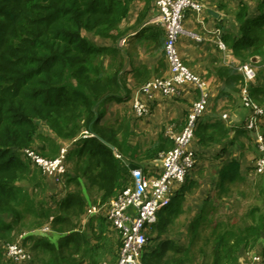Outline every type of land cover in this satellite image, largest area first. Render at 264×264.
<instances>
[{
  "label": "trees",
  "instance_id": "trees-1",
  "mask_svg": "<svg viewBox=\"0 0 264 264\" xmlns=\"http://www.w3.org/2000/svg\"><path fill=\"white\" fill-rule=\"evenodd\" d=\"M132 1L0 0V264H7L2 258L6 245L16 243L27 228L22 244L29 245L33 253L27 264H99V243L109 241L105 224L101 215H93L90 225L82 229V218L92 216L88 214L91 206L108 203L131 183L126 160L151 174L152 162L174 147L172 138L160 134L143 150L132 141L135 124L130 114L107 119L113 102H132L135 90L164 76L162 72L169 68L165 33L158 26L143 27L128 38L133 43L150 31L145 50L158 58L154 68L137 65L132 50L120 45L127 36L122 24ZM224 11L229 13L227 7ZM145 17L141 15L134 27ZM233 17L237 25L230 23L229 29L224 27V17L217 20L226 50L240 64L260 58L264 66V0H258L254 10L240 2ZM215 74L223 87L211 114L198 118L192 141L198 148L195 157L217 150L210 155L223 160L215 171V202L204 200L188 224L186 244L169 234L176 226L174 218L183 212L184 194L195 185L188 177L197 169L195 162L171 203L148 225L144 264H238L242 249L256 244L264 234V175H252L257 171L255 164L243 168L242 156H223L241 135L255 133L247 127L251 116L238 129L223 120L224 113L248 107L241 94L244 77L229 65L218 66ZM196 92L199 98V89ZM248 93L253 103L264 105V67L257 69ZM248 109L253 113V108ZM263 115L264 110L259 121ZM233 131L236 134L231 137ZM68 142V169L63 175L44 173L27 154L33 151L53 159ZM235 188L244 200L254 197L261 204L248 205L240 218L235 211L224 218L217 213L218 207ZM116 232L120 248L121 237Z\"/></svg>",
  "mask_w": 264,
  "mask_h": 264
},
{
  "label": "built area",
  "instance_id": "built-area-1",
  "mask_svg": "<svg viewBox=\"0 0 264 264\" xmlns=\"http://www.w3.org/2000/svg\"><path fill=\"white\" fill-rule=\"evenodd\" d=\"M153 3L156 13L150 19V23L164 30L165 55L169 71L166 76L156 77L140 87L132 100L134 112L137 116L148 112L146 99L143 97L150 100L156 92L167 96L179 94L185 84H192L199 89L200 97L194 102L184 129L171 134L174 147L161 152L153 163V173H145L144 168L139 165L131 169V183L109 202L105 215L108 222L120 234L121 246L115 262L101 264H144L142 256L147 245L148 225L155 223L158 212L171 203L173 195L185 182L196 162L195 152L190 150L189 145L194 139L197 120L206 110L208 102L206 81L185 64L178 46L179 39L184 34L191 35L197 41H203L202 36L185 29L184 19L188 11L201 12L205 9V5L199 0H153ZM217 19L221 20L222 17ZM215 32L219 35L217 39L219 47L225 50L221 29L217 28ZM237 69L244 77L241 92L243 103L253 108V115L248 120L247 127L256 129L258 116L263 113V109L249 99L248 86L256 78L257 66L253 62H246L240 64ZM258 138L260 142L263 141L262 135H258ZM67 150V146L64 145L54 159L43 158L33 151H27V154L44 173L63 175L68 169ZM256 167L258 171L264 170V154L258 159ZM100 210L101 208L97 206L89 208L92 214ZM5 249L6 254L16 264H25L31 259V253L18 242L8 243Z\"/></svg>",
  "mask_w": 264,
  "mask_h": 264
},
{
  "label": "rangeland",
  "instance_id": "rangeland-1",
  "mask_svg": "<svg viewBox=\"0 0 264 264\" xmlns=\"http://www.w3.org/2000/svg\"><path fill=\"white\" fill-rule=\"evenodd\" d=\"M257 1L258 0H243V2L247 3L251 7L252 10L256 8ZM228 2H230L227 4V9L229 13H227V15H223L225 19L224 27L227 29H229V27L227 26H229L230 23L232 27H236L237 23L233 19L234 18L233 10L234 11L237 10L238 3L242 1L228 0ZM93 39L98 43L102 42L101 40H98L95 38ZM164 45H165V41H164ZM251 62L257 63L258 60L254 58L251 60ZM261 67L263 68L264 66H262V62H259V66L257 67V69L259 70ZM187 92H189V90L188 91L186 90L185 97H184L182 94L183 90L181 88L179 94H175L172 96L159 94V96L157 97L158 100L157 99L153 100L152 98L150 100L146 99L145 102L147 104L146 106H147L148 112L142 116H136V117L133 114L134 107L132 105V102H131V105L130 103L124 105V104H118V103L113 102V104L110 105L107 119L108 121L115 120L116 113H117L116 111L124 112L123 115H121L119 112L117 113L121 117L125 116V114L127 115L130 114V116L133 117L134 124H135L134 126L135 134L132 136L133 143L139 144V146L142 147L144 150L148 148L155 139L158 138L159 134L164 133L165 136L172 138L171 134L173 132L175 133V132L181 131L179 127L182 125L183 121L187 118L186 114H188L189 110L193 107V103H192L193 102L192 99H194L193 95ZM213 103H211L209 107ZM261 103L260 105L258 103H256L255 105H257L260 109L264 110V105H262ZM120 106H122V110L119 108ZM131 107L133 111H131ZM220 108L221 106L219 105L217 109L218 112ZM248 108L249 107H246V108L241 107L240 109L237 108L236 114L233 115L234 120H241L246 115L252 116L253 113H251V110ZM257 123H258L257 128L254 131L255 133L249 131L247 133V136L241 137L240 141L239 142L237 141V145H235L236 147L229 148L227 152L228 154L226 155V158L230 157L232 153L241 155L242 156L241 161L243 163V168L254 166V164L257 165L258 159L264 154V136H263L264 134V115L263 117H261L260 121L257 120ZM170 130L172 131L170 132ZM254 134H256L257 137ZM258 135L263 136L262 142L259 141ZM255 140L257 142H255ZM257 143H258V146H257ZM70 144L71 143L68 142V143H65L64 145L67 146V148H69ZM64 145H62V147ZM195 145L196 144L193 143L192 148L196 149L197 146L195 147ZM216 151L217 150H211V151L209 150V152H212V154L214 155H216L217 153ZM204 154L205 155L202 158L199 155H196V164L194 167H196L197 169H195L196 171L192 169V171L189 174V177L193 180L195 185L193 186L192 189H188L186 193L184 194L185 201H184L183 209H182L183 212L179 218H176V217L174 218L176 222V226L174 227L173 232L169 233L181 245H184L188 242V239L186 237L187 236L186 231H187L188 224L193 219V217L196 214H198L197 212L201 210L204 200L210 197L211 201L213 203L215 202L214 197L216 198V194H217L216 184L218 182V175L216 174L215 171L217 170L218 166L223 160L213 159L212 156L210 155L211 153H208L207 150L205 151ZM71 165L72 163L69 164V167ZM256 172L264 175V170L263 171L255 170V173L253 172L252 175L254 176ZM236 191L237 189L235 188L233 190L232 196H224L221 206L218 207L219 209L217 213L222 215L224 218L227 215H233V211L238 213L239 215L238 218H240V216H242L245 213L248 205L261 204V202L255 200L254 197H251V198L248 197L246 198V200H244L243 198H241L240 195L236 193ZM256 191H258V189H255V192ZM111 200L112 199H110V201ZM109 202L103 203V204L100 203L99 205H96L97 207H100L101 210L94 214L88 211V214H92V216H88V215L84 216L81 220V225L83 226L81 228L83 229L84 227H87L88 225H90L89 222L91 221L92 218H94L96 215H101L100 218L103 219V223L105 224L104 229H108L109 231L108 233L110 235L108 237L109 242H105L104 245L102 244V242L99 243L100 248H98L99 253L97 254V256L101 258L99 264L103 262H112L110 261V257L108 256V253L112 252L110 245L114 243L115 248H117L118 241H119V238H117V232L112 230V228L107 223L106 219L104 220L105 210L108 207ZM95 218H97V216ZM102 219H99L98 224L101 222ZM28 230H29L28 228L24 229L23 232L25 233L23 235H25ZM23 235L18 237V239H16V242L22 244ZM3 240L5 239H2L1 242ZM92 243L96 245L98 244L95 241V239H93ZM263 243H264V234L256 244L242 249V253L240 255V260L238 264H243V263L264 264V255H262ZM24 247L31 253V259L29 262H27V263H30L33 260L32 250L29 245H26ZM2 258L6 260L7 264H16L15 261L10 259V257L6 254V251L4 252V255L2 256Z\"/></svg>",
  "mask_w": 264,
  "mask_h": 264
},
{
  "label": "crops",
  "instance_id": "crops-1",
  "mask_svg": "<svg viewBox=\"0 0 264 264\" xmlns=\"http://www.w3.org/2000/svg\"><path fill=\"white\" fill-rule=\"evenodd\" d=\"M205 5V9L201 12H195V11H188L186 13L185 19H184V27L188 32L191 33H196L199 34L200 36L203 37V41H197L194 37H192L189 34H184L180 37L179 39V51L183 57V60L185 64L196 74L200 75L205 81H206V92L208 94L207 97V107L204 112V115L207 117V115H210L212 112V108L214 107L215 104V98L220 92L221 88L223 87V81L220 80L218 75L215 74V69L218 66L221 65H229L235 69L240 65L239 61L236 60L235 58L233 59L231 57V54L225 49H221L217 43V39L219 35L215 32V30L218 28V23H217V18H215L213 15H211L208 10L209 9H214L215 11L219 12L222 16L227 15L224 11L226 9L227 4L230 3L228 0H199ZM242 1L243 0H239ZM239 4V3H238ZM220 7V8H218ZM223 8V10H221ZM220 9V10H219ZM156 10L154 7L153 0H133L131 4V9H130V14L127 17V19L123 22L122 28H125L128 30L127 36L124 37L123 39L120 40V45L126 49H131L132 50V55H133V60L137 65H141L143 63L148 64L151 68H154V66L157 65L158 63V58L152 56L146 48V43L149 41L148 40V35L150 33L149 30L154 28L153 26H157L155 24L150 23V19L155 15ZM145 14L146 17L140 24L138 28L136 27V24L138 22V19L140 18L141 15ZM135 26V27H134ZM148 28L149 30L146 31L142 36H140L135 42L129 41V37L131 35H135L139 29L141 28ZM160 27V26H158ZM161 28V27H160ZM136 49H139L138 52H136ZM258 60L257 62V67L259 66V62H261L260 58H256ZM262 68V67H261ZM169 70H165L162 73L164 75L168 74ZM183 90V96L185 97V92L186 90L189 92V94L193 95V102L194 103L197 98V92L196 88L192 84H185L182 87ZM135 90V93L139 90ZM193 91V92H191ZM191 92V93H190ZM134 93V95H135ZM161 94L160 92H156L153 96L152 99L156 100L157 97ZM147 99L146 97H143ZM158 100V99H157ZM214 102V103H213ZM131 105V102L124 103V105L129 104ZM213 103L210 107L209 105ZM129 105V106H130ZM133 105V103H132ZM220 106H222V103H219ZM218 105V106H219ZM122 110V106L119 107ZM218 109V107H217ZM132 111V107H131ZM117 113L119 112L121 115L124 114V112L121 111H116ZM237 109L231 110L229 112L224 113L223 115V120L226 125H228L232 129H238L240 126L243 125V122L246 120L247 116H244L243 119L241 120H234L233 115L236 114ZM116 113V118L121 117ZM134 113V111H133ZM223 112H218L219 115H221ZM135 114V113H134ZM123 117V116H122ZM173 128V127H171ZM172 130H170L171 132ZM164 134V133H162ZM236 134L235 131L232 132L231 137ZM160 135V134H159ZM158 135V137H159ZM165 135V134H164ZM247 136L246 134H243L240 136ZM156 140V139H155ZM133 141V139H132ZM240 141V139H239ZM238 141V142H239ZM256 142V141H255ZM193 142L190 143L189 148L191 151L196 152L198 148L194 149L192 148ZM237 145V141L235 143ZM234 145V147H236ZM196 147V146H195ZM233 148V147H232ZM210 153V152H209ZM226 154H228L226 152ZM224 153L223 156H226ZM205 154H203L204 156ZM231 156L240 158L241 155H237L236 153H232ZM244 158V157H243ZM242 159V157H241ZM154 162H152L151 166L153 165ZM153 168V166H152ZM200 168V167H199ZM200 170V169H199ZM131 172V170H130ZM189 177V175H188ZM191 179V178H190ZM210 198V197H209ZM184 201L181 202V209H183V204ZM98 224V222L96 221ZM109 226L112 228V230L116 231L114 227L107 221ZM107 232L105 233L108 237L110 236L108 233V229H105ZM88 234L90 235V231L88 230ZM111 238V237H110ZM113 238V237H112ZM114 239V238H113ZM163 239V237H162ZM109 242V241H108ZM111 253H108V256L110 257V261L115 262L118 258V251L119 248H115L114 243L111 245ZM110 248V247H109ZM117 253V254H116Z\"/></svg>",
  "mask_w": 264,
  "mask_h": 264
},
{
  "label": "water",
  "instance_id": "water-1",
  "mask_svg": "<svg viewBox=\"0 0 264 264\" xmlns=\"http://www.w3.org/2000/svg\"><path fill=\"white\" fill-rule=\"evenodd\" d=\"M208 12H209L211 15H213L214 17H216V18H219V19H220V18L222 17L221 14H220L219 12L215 11L214 9H209ZM104 141H105V140H104ZM105 143H107L112 149H115V147H114L113 144H111V143H109V142H106V141H105ZM126 164L128 165V167H129L130 170H131V169H135V168L138 167V164H135V163L130 162V161H128V160H126Z\"/></svg>",
  "mask_w": 264,
  "mask_h": 264
}]
</instances>
